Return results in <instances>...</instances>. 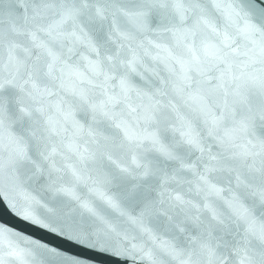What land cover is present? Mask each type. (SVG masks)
<instances>
[{
	"label": "snow or ice",
	"instance_id": "1",
	"mask_svg": "<svg viewBox=\"0 0 264 264\" xmlns=\"http://www.w3.org/2000/svg\"><path fill=\"white\" fill-rule=\"evenodd\" d=\"M5 197L84 254L0 264H264V0H0Z\"/></svg>",
	"mask_w": 264,
	"mask_h": 264
},
{
	"label": "water",
	"instance_id": "2",
	"mask_svg": "<svg viewBox=\"0 0 264 264\" xmlns=\"http://www.w3.org/2000/svg\"><path fill=\"white\" fill-rule=\"evenodd\" d=\"M226 2L239 4V0H226ZM21 208L22 206L18 204L17 208L13 209L9 204L8 198H0V226L10 229L13 233L18 234L21 237L20 240H14V244H18L21 247H25L24 242L26 241L50 243L54 246L59 244L62 248L67 249L72 254H84L82 249L64 244L46 230L23 220ZM118 260L119 258L111 257L106 254H93L92 259L84 261L82 264H118Z\"/></svg>",
	"mask_w": 264,
	"mask_h": 264
}]
</instances>
